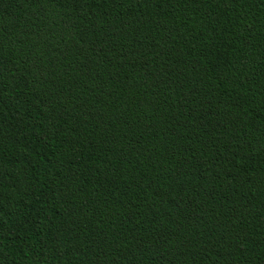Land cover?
I'll list each match as a JSON object with an SVG mask.
<instances>
[{
  "label": "trees",
  "instance_id": "16d2710c",
  "mask_svg": "<svg viewBox=\"0 0 264 264\" xmlns=\"http://www.w3.org/2000/svg\"><path fill=\"white\" fill-rule=\"evenodd\" d=\"M0 264H264V0H0Z\"/></svg>",
  "mask_w": 264,
  "mask_h": 264
}]
</instances>
